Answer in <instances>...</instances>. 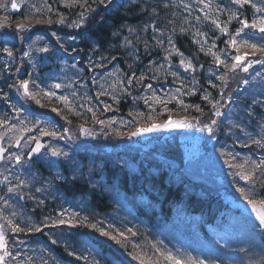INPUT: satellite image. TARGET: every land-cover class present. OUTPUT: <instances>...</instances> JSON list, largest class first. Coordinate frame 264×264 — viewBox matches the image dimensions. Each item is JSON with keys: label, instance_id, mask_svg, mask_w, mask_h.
Returning a JSON list of instances; mask_svg holds the SVG:
<instances>
[{"label": "snow or ice", "instance_id": "snow-or-ice-1", "mask_svg": "<svg viewBox=\"0 0 264 264\" xmlns=\"http://www.w3.org/2000/svg\"><path fill=\"white\" fill-rule=\"evenodd\" d=\"M56 3L68 11H60L50 0H41L39 5L29 3V0H0V10L5 13L0 16V61H3L2 67L8 72L15 67V73L12 75L17 76L13 83L7 85L8 89L15 90V94L26 103L34 101L40 107H44L42 101L56 104L57 106L52 107L50 111L60 115L68 125L72 124V120L64 114L65 112L72 116H80L85 114L80 110L86 109L87 113L92 114L93 123L102 127L107 125L110 128L117 118L99 119L96 113L111 111L113 104L118 105L124 96L132 95L130 89H142L143 94L135 95L133 99L142 100L150 111L147 113L130 111L131 120L119 118L124 127L134 126V131L126 133L129 137L164 129L199 127L209 133V139L218 141L217 133L221 131L223 125L224 135L249 150V154L243 158L240 157L239 152L226 150V145L220 149V152L221 156L228 158L225 162L230 170L229 174L233 177L236 192L240 193L247 206H250L251 212L255 214L257 223L250 222L252 233L264 238V0H156L155 4L150 0H139V2L131 0L130 6L126 5V11L133 14L134 19H142L143 23L132 25L125 20L111 32V39L119 41L115 47L128 53L126 61L127 59L141 61L142 57L147 58V64L141 68L139 75L131 64L128 65L131 74H124L119 64L115 63L118 61V56H111L109 59L108 56L100 55L93 58L100 47L99 41L92 42L87 49L90 55L86 61L78 59V53L84 52L85 48L71 47V44L76 42L74 35H66L62 38L53 31L51 36L55 38V42H45L43 47H39L38 44L45 41V37L37 35L34 39L31 38L30 33L35 31V25H61L69 29H83L97 13L99 6L110 7L113 0H56ZM176 7L187 13L179 22L174 18L180 16V12L171 11L173 18H169L167 11ZM9 8L13 11L26 9L23 17L15 25L11 23ZM73 9L80 11L73 13ZM193 11L201 13L194 17L197 23L207 21L211 25L208 31H202L192 25L189 17L192 16ZM161 13L164 15L162 16ZM249 14L251 19L248 18ZM72 15L75 16L74 19H70ZM234 23L238 24L235 31L232 30ZM186 35L190 36L192 44L196 47V51L187 56L177 43L180 37ZM16 40L21 42L31 40V42L27 45V50H21L17 49ZM221 40L223 47L219 46ZM141 44L142 53L139 48ZM57 46L65 53H76L77 56L71 57L74 62L71 65L62 63L61 75L58 76L46 74L42 77L36 74L33 70L39 67V62L33 56V52L55 55ZM18 51L21 55L19 63H16ZM200 53L205 57H211L210 64L215 65V68L209 66L206 73L207 84L219 90L218 98L207 89L200 93L205 106L199 103L185 104L181 98L197 94L196 85L199 84V80L196 73L204 69V64L199 62ZM25 64L31 66L27 71V77L19 78L24 73ZM109 65H112L111 70H108ZM254 66H259V70ZM101 69L105 70V74L100 73ZM181 69L183 72L180 71ZM237 72L254 73L252 80L258 82L261 87L259 91L251 94L250 104H238L235 113L222 111L238 91V89L227 91L226 85L229 75ZM188 74H191V87L189 81L185 79ZM169 76L172 77L171 83L179 84V87L169 88L163 92V95L159 94L151 82H146L160 83L163 79L167 83ZM109 77L114 78L113 84L110 85L113 89L111 92L100 83L101 80ZM211 77H215V80L221 83L218 85ZM7 79L8 77L5 78ZM65 79L68 83L64 82ZM86 79H90L93 86L98 85L95 99L103 105L102 109L91 106L93 97L87 94L78 96V91L73 90L75 84L84 88L83 81ZM239 83L247 85L250 81L246 77H241ZM117 86L120 88V94L115 91ZM160 89H164L163 83L160 84ZM0 92H2L0 99L15 114L4 112L0 115V128L3 129L0 131V162L4 165L3 170L0 171V193H2L0 194V264H35L32 257L24 255L21 246H26L25 241L19 237L43 233L45 228L55 229L61 226H66L68 229L87 228L98 233L99 237H107L117 244H122L125 250L131 247L133 252L129 255L135 253L133 258L139 261V264H223L221 260L200 258L190 253L182 257L178 249L173 251L162 247L163 241L152 243V253L149 255L141 245L130 244L129 237L137 236V232L132 228L121 230L115 224L105 226L104 221L91 220L87 215L81 217L78 213L67 209H62L55 217L45 216L40 223H33L27 219L22 222L18 220L17 212L7 211L11 206L10 202L27 199L35 200L37 206H42L45 201L39 199L35 193L47 191V185L51 183L47 181L44 187L35 188V193L31 190L28 193L24 192V188L37 179V174L30 171L34 161L44 160L55 165L56 161L47 159L49 154L53 157L70 159L69 153L53 147L51 140L70 142L74 137L69 127L60 126L63 128L61 131L55 123L34 118L35 113L30 111V108L17 106L16 103L10 102L11 98L7 91L0 89ZM104 96H110L112 103L101 99ZM77 100H85L88 103L78 104ZM172 101L185 111L194 109L199 115L191 119L188 117L173 119L172 109L168 106ZM208 105L211 107L206 112ZM156 106L161 109L160 113H156ZM241 108L246 116H241L238 120L234 119V116L239 115ZM164 114H167L166 119L160 123L155 122ZM257 116H259L258 120ZM204 119L207 122H203ZM244 120L248 123H244ZM141 121L145 123L141 124ZM78 130L81 135H95L90 128L85 127V124L78 125ZM113 131L117 135H125L119 128H113ZM44 138H50L49 142L45 143ZM13 148L19 150L13 151ZM42 150L46 151L42 153ZM75 163L73 161L74 165ZM17 168L23 169V172L15 171ZM25 176L31 179H26ZM54 179L68 178L57 173ZM72 179L75 180L76 177L73 176ZM240 181L244 182L243 186L240 185ZM48 240L53 245L58 243V238H54L53 234H48ZM225 244L227 245V241ZM240 251L245 252L246 249L241 248ZM42 252L51 253V249L43 248ZM68 254L75 255V252ZM78 258L87 260L88 256L82 255ZM50 259L52 264H60L55 257ZM40 264H48V261L41 257ZM249 264H264V255H261L259 261L250 258Z\"/></svg>", "mask_w": 264, "mask_h": 264}, {"label": "trees", "instance_id": "trees-1", "mask_svg": "<svg viewBox=\"0 0 264 264\" xmlns=\"http://www.w3.org/2000/svg\"><path fill=\"white\" fill-rule=\"evenodd\" d=\"M50 2L60 11H68L62 5L57 4L56 0H50ZM150 2L155 4L156 0H150ZM29 3L39 5L41 0H29ZM130 4L131 0H113L110 7L99 6L97 13L91 17L83 29H69L61 25H35V31H31L30 36L32 39L37 35L44 36L45 41L38 44L39 47H43L45 42H55V38L51 36L53 31H56L62 38H65L66 35H74L76 42L71 44V47L86 49L84 52L78 53L80 61L87 60L90 55L87 49L91 43L99 41L100 47L93 58L100 55L108 56L109 59L111 56H118V61L115 63L119 64L124 74H131L128 71V65L131 64L133 70L139 75L141 68L147 64V58L142 57L141 61L132 59L126 61L128 53L115 47L119 41L111 39V32L115 31L125 20L132 25L143 23L142 19H134L133 14L126 11V5L130 6ZM25 11L26 9L13 11L9 8V14L12 16L11 23L15 25L19 22ZM72 11L75 13L80 9ZM167 11L169 18H173L171 11L180 12V16L174 18L177 22L187 15L179 7ZM198 13L193 11L192 16L189 17L192 25L202 31H208L211 25L207 21L204 23L195 21L194 17L199 15ZM4 14L3 10H0V16ZM161 15L163 16L164 13ZM74 18V15L70 16V19ZM248 18L251 19L250 14ZM235 27H238V24L234 23L233 31H235ZM77 33L79 34L77 35ZM30 42L31 40L23 42L16 40L15 44L17 49L27 50V45ZM177 43L186 56L196 51L189 35L180 37ZM219 46L223 47V40L219 42ZM139 48L142 53L143 45H139ZM20 55L21 52L18 51L16 63H19ZM73 56H77V54L65 53L57 46L55 55L41 53L38 57L42 61L53 63L62 60L71 65L74 62L71 58ZM210 61L211 57H205L203 53L199 54V62L204 64V69L196 73L199 80V84L196 86L198 91L196 95L181 97L185 104L199 103L201 106H205L200 95L204 89H207L214 97H219V90L213 89L207 84L206 69L209 66L215 68V65L210 64ZM2 64L3 62L0 61V76L4 80L8 77L7 84L13 83L17 79V76L12 75L15 73V67L6 76L7 71L3 69ZM30 67L25 64L24 73L19 78H26ZM254 67L259 70V66ZM111 68L112 65H109L108 70ZM33 71L42 76L40 67ZM104 71L100 70V72ZM86 75L91 74L86 73ZM253 75L254 73L239 72L229 75L226 81L227 91L233 89H238V91L226 104L227 111L235 113L238 104L251 103V94L259 91L261 87L259 83L252 80ZM241 77H246L250 83L247 85L239 83ZM212 79L218 85L221 83L215 80V77ZM171 81L172 77L169 76L167 83L163 79L160 83L146 82H151L157 90L162 91L159 89L160 84L163 83L164 87L165 85L173 86ZM67 82L65 81V83ZM83 83L85 91L82 93L93 97L91 106L102 109L103 105L95 99L98 85L93 86L90 79L84 80ZM176 85L179 87V84ZM130 91L132 95L124 96L118 105L113 104L111 111L97 112V118L106 120V116L116 114L126 116L131 120L130 111L133 113L136 111L149 112L150 110L142 100L135 101L133 99V96L143 94V90L133 88ZM8 92L14 103L26 109L30 108V111L35 113L34 118L55 123L58 127H69L74 137L70 142L51 140L52 146L68 152L70 159L52 156L48 160L56 161L55 165L48 162L43 163L40 160L34 161L30 171L37 174V179L25 187L24 192L28 193L31 190L32 193H35V188L44 187L47 181H51V183L47 185V191L35 193L39 199L45 201L42 206H37L35 200H13L10 202L11 206L7 211L9 213L17 212L19 214L17 219L21 222L27 219L33 223H40L45 216L55 217L62 209H67L78 213L81 217L87 215L91 220L104 221L105 226L115 224L121 230L132 228L137 232V236L129 237L130 244L141 245V248L147 250L149 255L152 253L151 244L159 243V241H163L162 247L173 251L178 249L182 257L190 253L192 256L200 258L221 260L223 264H249L250 258L259 261L261 255H264L262 252L264 238L256 236L250 228V222L257 223V221L240 209L231 207L226 201V196L244 201L240 193L236 192L233 177H228L229 182L220 184V181L224 179L218 174L213 172L208 174V171H198L196 168L189 169L184 163L185 151L177 138L166 144L156 142L153 145H148L149 139H147L146 144H143L140 136L129 137L126 135L127 132L135 130L134 126L121 127L120 131L125 135H117L113 131L114 126L112 128L107 125L102 127L93 123L92 114L87 113L86 109L80 110L85 113L80 116H72L65 112L64 114L72 120V124L68 125L60 115L50 111L52 107L57 106L56 104L42 101L44 107H40L34 101L26 103L18 95L15 97L14 90L8 89ZM101 99L112 103L110 96H104ZM77 103L87 104L88 102L77 100ZM3 104L4 102L0 100V115L4 112L10 114L11 109L4 108ZM168 106L172 109V118L188 117L191 119V117L199 115L194 109L185 111L175 101H172ZM210 107V105L206 106V112ZM258 110L260 109L258 108ZM160 112L161 109L156 106V113ZM241 116H246L243 108L239 110V115L233 118L238 120ZM166 118L167 114H164L155 122H162ZM256 119L258 120L259 116ZM86 120L87 123H85ZM203 122H207V120L204 119ZM140 123L143 124L145 121ZM244 123H248V121L244 120ZM80 124H85L95 135L88 136L87 141H82L78 130ZM60 130L62 131L63 128L60 127ZM177 132H179L178 129ZM204 133L209 136L207 131ZM217 136L218 141H213L211 145H204L201 155L212 156L217 161L225 162L228 158L221 156L220 152V149L225 145L227 146L226 150L239 152L241 158L249 154L248 149L242 148L240 144L234 143L233 139L223 134V125H221V131L217 133ZM49 140L50 138H47V142ZM73 161L76 162L75 165ZM18 172L22 173L23 170L20 169ZM57 173L68 179L55 180L54 177ZM73 176L76 177L75 180L72 179ZM25 178L31 179L29 176H25ZM239 183L241 186L244 184L243 181ZM48 234H53L54 238H58L56 245L51 244V241L48 240ZM19 239L25 241L26 246H21L24 255L32 257L35 264H40L41 257L48 261V264H52L50 257H55L60 264H139V261L133 258L135 253L129 255L130 252H133L131 247L125 250L122 244H117L107 237H99L98 233L87 228L68 229L66 226L55 229L45 228L43 233L21 235ZM43 248L51 249V253L42 252ZM241 248L246 251L241 252ZM72 251L75 252V255L68 254ZM82 255L88 256V259L78 258ZM18 259L20 258L18 257Z\"/></svg>", "mask_w": 264, "mask_h": 264}, {"label": "rangeland", "instance_id": "rangeland-1", "mask_svg": "<svg viewBox=\"0 0 264 264\" xmlns=\"http://www.w3.org/2000/svg\"><path fill=\"white\" fill-rule=\"evenodd\" d=\"M199 15L201 13H198ZM44 54V53H43ZM41 53L39 52H33V56L36 58V60L39 62V67H40V72L42 74V77H44L46 74H51L52 76H58L61 75L60 73V66L62 65V63L65 62H54L51 63L50 61H42L39 59L38 56H40ZM3 62V61H1ZM69 65V64H68ZM206 72L205 74L207 73ZM181 72H183V69L180 70ZM102 75L105 74L104 72H100ZM10 74V72H6L5 75L8 76ZM69 76H71V74L69 73ZM206 76V75H205ZM214 78V77H211ZM185 79L187 81H189V87H191V76L188 74ZM207 79V78H206ZM65 81H68L67 79H65ZM64 81V82H65ZM50 82V81H49ZM60 82V81H57ZM114 82V78H107L106 80H101L100 83H103L105 88H108V90L111 92L113 91V89L110 87V85H112ZM68 83V82H67ZM258 84V82H256ZM5 82L2 79V76H0V89L5 91ZM197 86V85H196ZM177 87V85H167V87H164L163 91H159V94L163 95V92L169 88H174ZM73 90H77L78 91V96H84L85 94L82 93L83 91H85V87L84 88H80L79 84H75L73 85ZM58 91V90H57ZM115 91L117 92V94H120V88L119 86H117V88L115 89ZM60 92V91H58ZM9 93V92H8ZM10 94V93H9ZM0 96H2V92H0ZM2 100V99H0ZM2 102H4L2 100ZM18 105V104H17ZM19 106V105H18ZM4 108H8L7 104H3ZM12 115H15L14 113H12ZM112 117H116V122L113 125L115 128H121L123 127V125L120 122L119 118H123L124 120H129L126 116H118V115H112V116H106V120H108L109 118ZM173 119H177V118H173ZM179 119V118H178ZM160 123V122H157ZM178 129L179 132L176 133V130ZM140 136V140L141 143L146 144L145 141L147 139H149V143L148 145H153L156 142L158 144H166L167 142L173 141L175 138L178 139V141L180 142L183 150L185 151V159H184V163L185 165L189 168V169H193L196 168L198 171H208V174H210L211 172H213L214 174H218V176H221L224 180L220 181V184L223 183H227L229 182L227 179L228 177H230L231 175L229 174L230 170L226 164V162H220L217 161L215 159L212 158V156L210 157H205L203 155H201L203 153V148L204 145H211L213 143V140L209 139L208 134L204 133V131L200 130L199 127H193V128H172V129H164L158 132H153V133H146V134H142L139 135ZM19 149H15L13 151H18ZM45 152V151H44ZM42 152V153H44ZM52 158V156L49 154L47 159ZM42 162L46 163V161L42 160ZM226 201L230 204L231 207L233 208H237L240 209L241 211L251 215L254 219H255V214L251 212V208L250 206H247L246 201H241V200H235L232 196H226Z\"/></svg>", "mask_w": 264, "mask_h": 264}]
</instances>
